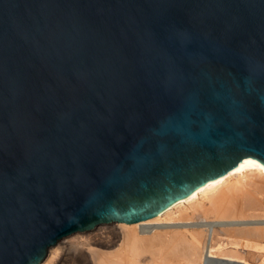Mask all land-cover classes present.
<instances>
[{
  "label": "water",
  "instance_id": "water-1",
  "mask_svg": "<svg viewBox=\"0 0 264 264\" xmlns=\"http://www.w3.org/2000/svg\"><path fill=\"white\" fill-rule=\"evenodd\" d=\"M264 170V0H0V264Z\"/></svg>",
  "mask_w": 264,
  "mask_h": 264
},
{
  "label": "bare ground",
  "instance_id": "bare-ground-1",
  "mask_svg": "<svg viewBox=\"0 0 264 264\" xmlns=\"http://www.w3.org/2000/svg\"><path fill=\"white\" fill-rule=\"evenodd\" d=\"M264 264V170L205 183L160 214L103 222L50 245L38 264Z\"/></svg>",
  "mask_w": 264,
  "mask_h": 264
},
{
  "label": "rangeland",
  "instance_id": "rangeland-1",
  "mask_svg": "<svg viewBox=\"0 0 264 264\" xmlns=\"http://www.w3.org/2000/svg\"><path fill=\"white\" fill-rule=\"evenodd\" d=\"M205 255L207 254L206 252L204 253ZM209 254L206 255V257L208 256ZM207 260L210 261V260H216V261H219V262H222V263H226V264H234V262H231V261H227V260H219L218 258H210V257H207Z\"/></svg>",
  "mask_w": 264,
  "mask_h": 264
}]
</instances>
